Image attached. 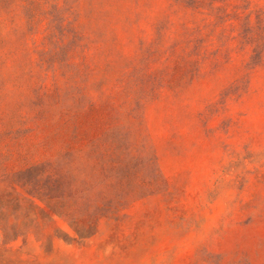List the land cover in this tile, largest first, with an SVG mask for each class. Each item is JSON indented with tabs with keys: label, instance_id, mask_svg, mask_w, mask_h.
Returning <instances> with one entry per match:
<instances>
[{
	"label": "rangeland",
	"instance_id": "374dc122",
	"mask_svg": "<svg viewBox=\"0 0 264 264\" xmlns=\"http://www.w3.org/2000/svg\"><path fill=\"white\" fill-rule=\"evenodd\" d=\"M0 264H264V0H0Z\"/></svg>",
	"mask_w": 264,
	"mask_h": 264
}]
</instances>
